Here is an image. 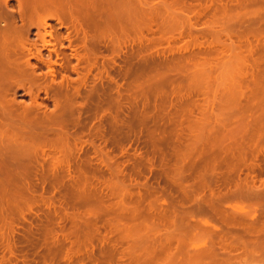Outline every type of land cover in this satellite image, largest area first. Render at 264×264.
Masks as SVG:
<instances>
[{"label": "bare ground", "instance_id": "bare-ground-1", "mask_svg": "<svg viewBox=\"0 0 264 264\" xmlns=\"http://www.w3.org/2000/svg\"><path fill=\"white\" fill-rule=\"evenodd\" d=\"M10 1L11 0H0V249H2V251L6 250L9 253V257L8 256L0 257V264H17L16 261H18L19 258H17L16 255L18 256L19 254L15 255L14 251H16L15 249L19 247L18 245L23 246L21 250L20 248L17 249V251L19 250L18 253L20 251L21 252L23 251L21 253L22 255L21 256L19 255L20 256L19 262H21L22 264H42V263L44 264L45 262L47 263L50 262V264H52L51 259L50 261H47L49 259L48 257L44 256L45 253H43L42 257L39 255L41 259L38 258L37 260H35L36 259L35 257L32 259V257L35 256L34 255L35 253H33L32 255V253L27 250V248L32 249L35 247V249H37L39 248L38 246L41 247L42 245L50 244L49 240L51 239L48 240L46 234L43 236H37L40 234L41 231L42 232L40 235H42V233H45V232L47 233V231L49 232V229L51 230V228L47 229V227H49L48 226L49 220L48 221L46 220V222H48L47 224H44L46 222L43 220L44 223H42L43 225L42 227L40 226V229L38 227V224L34 222H30V221L27 222L28 225L25 224L24 229L21 228L23 230L22 232L23 235L21 239L15 240L14 234L17 231L19 224H21V222H19V224L17 225L16 223L17 217L15 218V216L25 215V216H21L22 219H24L27 216L26 214H28V212H29V216L27 217L28 219L31 214H33L34 217L38 216V215H35L36 214L35 212L37 211L38 208L34 210V206L36 204L38 205L39 203L37 202L39 201H41L40 203L42 204H44L47 201L46 203L49 204L48 200L51 199V198L49 199V196H51L50 195L51 193L50 194L48 193L51 192L52 189L54 191V185L56 183L55 181L57 180V176H60L61 174L63 175V173L65 174L64 178L69 177L70 181L71 180L73 181L70 184L74 183L75 188H78L77 193L79 194V196L80 194H83V191L80 189L82 191L81 192L79 188H83V190H86L84 189L85 186L84 187H81V186H83L86 183V180L89 178L86 174L87 170L85 168V166L88 164H84V163H87V161L85 159H84L85 161L81 159V162L83 161L84 163L83 162L81 163L79 160L77 161L79 163L73 164V162H71L72 160H71L70 155H72V153L74 154L75 150L71 149V146L69 148V144L71 142V144L73 143V145L78 146L77 144L80 143V142L78 143V141L79 140L81 141L82 139V138L80 139V134L77 136L78 132L84 135L83 134L84 131L83 132L79 131L81 129L80 127L81 124L77 125L80 128V129L78 128L79 130H77L76 129L77 127L75 126V124L80 123L77 121L81 120V119L78 120L81 116V115H78L79 117L77 116V114L80 112V111L78 112L79 110L78 108L82 107L83 109V106L86 105V104L83 105L81 101L80 102L76 101V99L78 100V97L80 96V89L81 88L85 89L88 95H93V94L96 95L97 93H99L100 95V92L102 91L106 92V90L108 89L110 90L114 88L113 86L109 87L108 85L107 87L100 85L101 86L100 87L98 85H95V83L92 86H90V88L89 87L86 88L87 87L86 80H85L86 76L90 73V68L93 65L92 63L96 62L95 61L97 59L96 49L98 48V46H101L103 41H107L106 43L104 42L103 45L106 44L104 48H106V51L110 53V57H108V59L113 58V56L118 57L120 54H122L123 56L121 57L120 55V58H123L122 63L124 64H122L123 66L120 69L121 72H119V74H120V77L126 81L125 82L126 86H124L125 87L124 91H127V93L130 91L129 93L132 94L133 91H137L140 87L138 91L141 90L144 92L152 93L151 98L153 97L154 93H157V94L159 93L160 96H162L161 93L178 95L179 93L181 94L182 91L184 92V94L185 93L187 94V98H188V95L192 93H196V95L197 93L204 95L205 98H203L204 100H202L201 102L202 105L199 103L200 107H198V109L196 107L198 105L197 104L198 101L196 103V101L194 100L195 105H193L195 106L194 108L198 110V113L200 114L202 113L201 116L197 113L201 118L198 117L197 119V115H195V117L192 115L194 119L191 117L192 120L188 121L189 124L192 122V124H190L189 126V124L185 123L186 121L184 123L187 125L182 123L184 121L183 120L184 117H182L183 114L182 116H179L178 114L179 117H176L174 119L175 120L174 122L170 121V123L172 124V125L169 124L171 125L169 126L170 128L168 127V124L166 125L168 127L167 130L170 129L169 132L172 133V134L171 133L169 134H171L172 137L175 136L176 134V138L179 139V141H181V139L182 141H184L183 139L186 137L187 142L188 140L192 142L191 145L195 144L196 143L195 141H197L196 144L201 143L200 145H202L203 141L205 142L202 145V147H204L202 149L203 151L199 149L200 153L202 154L200 155L198 153L197 155L200 157L198 159L200 161L197 162V160L196 161L194 160L195 162L193 161L194 163L192 162V164L198 167L197 170H199V166L203 168L206 166L210 174L208 175L209 176L208 177L205 172V171L208 172V170H206V167L204 168L205 169L204 174L203 172L201 173V171L198 172L197 170L195 171L196 172L195 175H194L195 172H193V174L191 173L192 175L195 176V177L193 176L192 178L196 179L197 177L198 180L196 179L195 181L196 185H193L194 181L193 182L191 181L193 183L192 184L193 186L192 185L188 186V187L192 186V189L194 188L193 190L191 188H189L191 190H188L185 188H181V191L179 190L180 195H181L179 196L182 197V199L181 198L179 199L181 200L179 199L175 200L173 197V199L175 200L173 201V199L170 197L169 201H167L166 198L171 195L168 196L165 193L166 191H164V189L161 188L162 189L161 190V189H158L157 187L156 188L158 190L154 187V188H151V191H150L148 183H147L148 184L147 186L149 190L147 191L144 190L145 192L140 193L138 189L136 193L137 195L135 196L133 194L135 193V191H133V193L126 192V190L131 191L129 187L132 185L133 178L130 177V179H132V182H130V179H128L129 183L131 184H126L128 182V180L127 182H125L127 179V176H125V174H127V172L124 173L122 171L123 167H121V164L123 163V161L121 164L119 163L120 165L116 161V163L120 167L119 168L116 166L117 164L115 163L113 166L110 160H108L109 157L106 158L107 160L103 158V156L99 157L100 155L104 153L100 154L97 157V158H100L99 164L103 165L106 170L108 169V171L110 170L111 167L113 168L116 166L115 168L116 172L112 168H111V171L112 172L114 171V173H110L111 171H109V173L111 174L112 180L115 179L114 182L109 179L104 180L105 179L103 178L104 176L103 177L101 176L104 181L98 180L100 181V184H101V186L99 187H102L103 185L104 186L107 185L105 186V189L107 187L108 189L113 188L114 191L113 189L110 191H112L111 194L113 193L115 194V196L118 195L116 196V198L117 197L122 198L130 194H133L134 197H136V200L134 199L135 205L131 204L132 208H129L130 207L129 203H126L123 205V203L125 202L124 201L125 198L124 199L122 198L123 200L115 198L116 201L117 200L118 201L121 200L122 202L124 201L123 203L119 201L120 206L121 205L129 206V207L126 206L125 208L118 207V209L121 208L123 210V208L126 209L128 207V210L126 209L129 213V214L127 213L128 216H130L131 220L132 219L138 220L135 223H137L138 227L140 226L142 227V229H144V231H142V229L140 231L139 230L140 228L137 227L138 229L137 228L136 229L138 230V232L146 233L147 229L149 230L151 229L150 231L151 235L149 232H147L146 235L143 233L144 235L142 234V236L139 234L140 236L138 238L136 237L135 240L132 239L133 241L130 242L131 241L130 239L132 237L131 236L130 238L125 240L126 243H124L123 242L124 239H122V237L124 238V236H122L123 234H121L120 235L121 238L118 236L120 240L122 239L121 241L117 243L116 242L114 243L113 241L112 242L114 243V245L117 246L116 248H119L121 245H124V244L126 247L122 246L123 248L125 247L122 251H119V249L115 250L114 248V250L116 251L115 253L112 252L111 254L110 252L109 254L107 253L105 255L102 252L103 249H101L100 251V248L103 245L107 246L106 244L101 245L102 242L107 243V241L105 242L102 239V242L99 243L101 247L99 248V250H97L99 253H97L96 250L95 251L97 254L96 253L89 254L88 252L87 257H85L86 255L83 257L79 256L80 258H78V261H76V263L75 261L74 263H71V262H68V263L69 264H235L236 263L235 260H239V258H250V257L252 258L256 256V259H257L258 254H260L259 256L264 261V178L258 177L260 173L262 174L263 172L264 174V162L263 163L261 162L263 165H260V163L258 162L261 156H263V158L261 157L262 161L264 159V12L262 13V11L260 10L262 14L261 13L256 14V12L253 11L252 12L253 14L255 12L254 14L255 17L253 16V18L250 14L251 12H249L248 15L250 16L248 20H250V22H248L247 14H246L247 16L246 17L245 13H242L240 11L242 7L246 8V5H248L247 7H249V4L251 2H254V4L256 3L258 6L260 5L262 7L264 6V0H249L250 2L248 0H243V1L242 0H231V1L227 0V2L226 1L224 2L223 0H12L15 3V8H12ZM246 2H249V3L246 4ZM261 3H263V5ZM256 4L255 6L257 7ZM252 6L254 5L252 4ZM238 7H240V9H238ZM221 10L222 11L224 10V12L226 11V13L228 11L235 12L236 10L237 14L235 13L236 15H233L234 12H231L232 14L227 13L226 20L227 19L228 20L226 23L229 22V24L227 25L225 23L223 24L221 23L219 24L220 27L219 25L217 27L218 22L221 21L220 18L224 17L226 14V13L224 14V12H222ZM220 12L223 13L224 16L222 14L220 15L221 16L220 17L219 16ZM191 13L193 15H191ZM241 13L243 16H240ZM224 19L225 18H223V21L225 22ZM197 22L198 23L201 22L200 25H203V27L199 29L197 28L198 32L196 33L195 32L196 30H195L194 31L195 33H194L193 29L196 28ZM246 22L248 23V25L247 24L245 25ZM55 24L61 27L63 25L65 26L67 25L74 30L75 34L81 33L82 35V38H80V40H81L83 49L84 48L85 49H84V53L82 52L83 54L81 56L79 55L80 57L76 56L77 57L76 60L78 59L80 60L82 58L84 62L86 61L85 63L90 65V68L87 69L88 71H87V75L85 74V77L83 75V77L77 80V84L75 81V84L77 86L76 85L72 86L71 81L66 80L67 78L64 80L62 79L61 81H57L58 83L56 85L52 81H50V83L40 82L39 77H38L39 75H37L38 73L36 74L35 72L36 70L35 68L37 64L33 66L32 64H30V58L28 57L30 55L33 56L32 58H35L34 60H36V62L38 61L39 63L41 62L42 64L45 63V61L41 58V50L36 47L37 46L36 42H31L29 38L30 36L29 34L31 32V29L33 28L36 29L37 31L36 37H37V40L38 39L40 40V43L42 44L41 47L43 46L49 52V56L51 52L55 55V58L59 57L58 56L59 51L56 49V44L60 43V41L64 37L59 36L57 33L53 32V30H50L48 35L46 33V30L48 28H51V26H53L54 28ZM130 30L134 32L135 34L137 33L135 35L137 36L136 40L133 39L134 40L133 41L131 38H129L133 41L132 45L135 44V47L130 46V43L128 46L126 45L127 43L125 39H127L126 37L127 36L129 37L130 34L132 33ZM147 35H150V38H147ZM46 37H49V40H53V43L52 42L49 43L48 41L49 45L48 43H46L47 45H45ZM131 37H134V36L131 35ZM66 38L65 40H67ZM183 38H187V39L186 40L184 39L185 40L184 41ZM178 39L182 40L183 45L180 44L177 46V43L179 42ZM124 43L130 49L125 50L126 46L124 47ZM163 43H165V47L161 49ZM32 48L35 50L34 51L35 55L31 53ZM123 48L125 51H123ZM107 56H109V54H107ZM49 60H46V61H49ZM110 61L112 62V60ZM66 64L68 63H65V65ZM45 66L47 69H49L50 66H52V68L47 70L48 75L53 77L55 74H57L56 72L58 71H56L55 69V66H56L55 62L51 63L50 61L48 62L47 65L45 63ZM225 67L227 71H224ZM60 68L62 69V64L60 65ZM105 68L106 67H104L103 69H101V71H99V75L102 76L103 74L106 77H109L108 76L109 70L107 71V69ZM220 68L224 70H221ZM62 71L64 70L62 69ZM213 71L215 73L217 71L218 74L219 72L222 71L221 73L222 75L219 74V76L221 77H219L216 74L218 76L217 77ZM223 71L225 73L228 72V75L226 73L227 76H225V73L223 74ZM109 80L113 82L112 78H109ZM114 82L116 83V81ZM142 83L145 84L143 85L144 88H142L143 86L140 85ZM119 85L120 84L117 85L118 86L116 87L117 89H113V90H117L118 93L120 92ZM135 85L138 87V88L136 87L137 89L135 88ZM16 89H21L26 93L27 96L29 95V98H30V101H28L29 103H25V101L19 102L18 100H16V96H17ZM121 92L123 93V91ZM40 94H44L45 98L49 97L51 99L52 108H53L52 110L51 109H49V111L46 110V105H43L42 103L39 102ZM109 94H110V91L108 95ZM88 95H87V98L89 100L91 96L89 98ZM159 95L155 94L154 96H159ZM166 96H169V95H166ZM98 97L99 96H97V98L94 97V100L95 98L97 100ZM194 97L196 96L194 95ZM226 97H228V100ZM164 98L162 97V99ZM169 98L171 97H168V99ZM225 98L226 100H224ZM85 100L86 98L83 99L82 102H84ZM97 101L98 103L100 102V97ZM144 101L146 102V100ZM187 102L188 100L185 101V103ZM133 103H131V105ZM87 104H90V103H87ZM191 104H188V106ZM172 107H169V108H172ZM177 107L179 108V106ZM94 108L95 110H98L97 107H94ZM181 108H182V105H181ZM87 109L84 108V111L86 112ZM107 109L109 108L106 107V110ZM142 109L145 111L144 107ZM190 109L191 108L189 106V111ZM181 112L187 115L186 113L187 111L184 112L182 110ZM192 112H194V110ZM72 113L73 114L77 113L76 117L74 115H72V117H75V119L78 117V119H76L77 123L75 122L73 124V126L76 127L75 129L78 132L75 131V129H73L74 127L72 128L70 127V125L72 124L69 121L70 120L69 117L71 116ZM133 115L134 114H132V117ZM176 116H177V112H176ZM155 117L156 116H154V120H156L157 122L158 119H155ZM165 118L167 120L166 116ZM125 123L127 124V121ZM151 124H153V122H151ZM181 124L187 126L188 131L184 130ZM127 125H126L127 128L123 126L127 129V133L124 132V130H122L124 135L128 134L127 135L128 137H131L135 133L138 135L137 133L138 131L134 133V131H136L135 127H133L134 128L133 130V128L131 127L132 125L130 124H127ZM83 126L84 125H82V127ZM119 126L121 127V125ZM161 126L163 127V125ZM161 126L159 125L160 130L158 129V127H156L157 131L159 130L158 133H162V130L167 128V127L166 128L163 127L162 129ZM193 127L195 128L192 129ZM115 128L117 130V128L119 127H115ZM197 128L199 129L198 131H196ZM82 129L84 130V127ZM167 130H164L163 133H165ZM193 130L195 132H193ZM204 130L207 134V136L205 135L207 139L204 138V135H203ZM97 131H96V134H97ZM119 131H121V129ZM148 131L150 130L148 129ZM176 131H179V132L177 133ZM184 131H186L188 134L186 132L183 133ZM86 132L87 131H85V133ZM119 133L117 135H119ZM158 133L156 132L155 134H158ZM124 135L122 134V137H124ZM200 135L203 136L202 139H206V140H200L199 142V138L201 139ZM149 136L151 137V134ZM153 136L155 135L153 134ZM157 136H161V134ZM144 139H147V138H144ZM168 139H171V137H169ZM157 140H159V138ZM167 141L169 140L166 139V142ZM159 142H161V140H159ZM159 142L157 143L158 145H159ZM118 143H121V142H118ZM158 145L157 147H159ZM184 145L186 146V144ZM187 146H190V145L187 144ZM64 147L69 148V149L65 148V150L66 149L69 151L73 150L74 152L72 151V153L71 152L67 153L64 151L63 149ZM120 147L123 148V146H119V148ZM190 147L189 148L187 147L189 149L187 151H190ZM78 149L80 148H77V151ZM180 149H183V148H180ZM99 150L101 151L100 148ZM105 150L107 151V149ZM153 150L155 151V149ZM177 150H179V147L177 148ZM106 151L104 152L106 153ZM192 151H194V149H192ZM179 153L177 154L178 157H179ZM183 153H182V158L185 156V154L183 156ZM189 154H193V152L188 153V155ZM195 155L196 154H194V156ZM103 160H106V162ZM145 160L147 161L148 159H145ZM186 160H189V158H187ZM107 161L109 162L107 163ZM101 165L99 166L101 167ZM143 165L144 164H142V166ZM177 165H179V163ZM193 165H191L192 168H193ZM95 166H92V167L94 168ZM138 166H141V165H138ZM181 168L183 169L182 166ZM256 168H258L259 171L261 172L256 170ZM243 169H246V173L249 172L245 174L244 177L243 175L245 172L243 173ZM183 170H182V174L184 173ZM121 171H122V175L123 174L124 175L123 177H121L120 175L119 177L121 178H119L118 175L121 173ZM255 171H257L256 174H258L259 172V174L257 175L258 178L256 177L254 173ZM60 172H63V173L60 174ZM240 173L242 176H240ZM157 175H158V172H157ZM183 175H182V179L184 177ZM128 176H130V174H128ZM62 177L60 176L61 179ZM124 177H126V179L123 180ZM157 177L159 176H156V178ZM186 177H184V181ZM90 178L87 181L88 185L90 184V181H92L90 180ZM188 179H190V177ZM58 180H60L59 177H58ZM108 180L112 182L109 183ZM124 182L126 185H128V189L123 188V187H126L124 185ZM160 182H161V179L159 181V184ZM182 182L183 180L180 183ZM156 183H157V180H156ZM140 186L141 185L139 184V187ZM143 187L144 185L142 186V188ZM151 187L153 186L151 185ZM180 187L182 186L180 185ZM164 188L167 189L166 187ZM205 188H206V191L204 192L205 194L204 193L201 194L202 192L201 190L203 189L204 191ZM97 190L100 191V188H98ZM196 190L200 193L199 195L197 194ZM102 191L103 189L101 190V192ZM192 191H195V192H192ZM124 192L127 195L120 197L119 194L125 195ZM45 193L47 194L46 196H44ZM73 193L76 194V189ZM195 193L197 195H195ZM101 196L103 195L101 194ZM158 198H161L162 200L166 199V201H163L166 207L162 206L163 204L158 202ZM190 199L192 201H195L197 206H195V209H192V208L190 209V207L189 208L186 207L189 210L188 209L185 210L183 208L184 205H182L184 204V202L181 203V201L182 200L188 201ZM228 201L230 203L231 201H233L235 204L233 206L225 205V203ZM51 205L52 204H50V206ZM48 207L49 205L47 207L45 206L46 209ZM50 208H53V207L51 206ZM121 209L119 211H122ZM126 210H123L121 212V215L123 214V212L125 215ZM26 211L27 213L24 214V212ZM119 211L116 212L118 213L116 215L118 218L122 217L119 214ZM169 212H173L175 214L178 213L180 216V219H179L180 222H181V218L187 221V222L185 221L186 223L182 221L181 225L179 224L180 222L175 221V226L179 224L176 228L178 232H176L174 229L173 230L175 232L174 231L172 232V230H169L168 226L166 225V223L169 222L168 220L166 222V218L171 217V214L168 215ZM54 214H57V213H54ZM194 214H197V216L198 215L203 216V218L206 217V219L200 220L197 218L196 219L198 221L197 222L195 220L196 215ZM75 220H74V223H75ZM179 220L177 219V221ZM24 221L25 219L23 220V222ZM78 221L79 220H77L76 222ZM40 222L38 221V223ZM147 222L149 223L150 227L148 226ZM114 223H117V222H114ZM118 223L120 222L118 221ZM162 223L166 225L167 226L166 229H168L171 232H169L168 230L167 232L165 230V226ZM35 224L37 227L35 226ZM144 224L145 226L147 224V228L144 227ZM162 225L164 227V230L162 228ZM117 226L120 227L122 225L119 224V225H116V227ZM133 226L135 227L136 225L132 224L131 227ZM160 226L163 231L158 230L160 229L159 228ZM126 228L125 226L124 228L121 227L122 230L123 229L126 230ZM116 230L114 228V231L113 230L112 231L115 232ZM196 230L197 231L200 230L201 233L199 232L197 233V235L195 233L196 236H194V234L192 233L196 232ZM38 231H40L39 234H37ZM155 231H158L157 232L158 235H160V233L162 234L164 231L166 232H164V234L159 237ZM159 231H162V232H159ZM126 234L128 235L127 232ZM73 237H74V240L70 238V242L71 244H74L78 247V248L75 247V252H76L79 249V247H81L80 245H82L83 247L82 243L85 244L87 240L85 242H82L83 239L81 238V236L78 239L79 235H77V238H76L75 234ZM63 239L64 240L67 239L65 243L69 240L68 238H63ZM62 240L61 242L60 240H58L60 242V243L57 242L59 243L57 244L58 247L60 246L61 248H63L62 246L65 243L62 244L63 242ZM193 240L196 241V243L200 241L201 244L204 245L205 247H200L197 249L193 247L192 249H194L195 252L192 254V252L190 253L191 250L189 247L192 246ZM70 242L67 244H70ZM109 242L111 243V241ZM109 242H108V245L110 244ZM121 242L124 244H121ZM60 244H62V246ZM67 244H65L64 246L65 247L68 246ZM74 245H71V246L74 247ZM114 245H112V247ZM43 247L44 246H42V248ZM46 247L43 249H46ZM69 248H70V245H69ZM201 248H204L205 251H203V249L199 251V249ZM23 249L27 250L28 252L24 251ZM48 249L50 248L48 247ZM105 249H104V253H106ZM82 250L83 249H81V251ZM40 251H42V249ZM70 251L71 250H69V252ZM81 251L78 250L77 252L81 253ZM84 251H86V249H84ZM236 251L238 252L240 251V252L237 254ZM218 252L220 253L224 252L225 254L224 253L220 254ZM24 253H30V254L25 255ZM70 253L73 254L74 251ZM74 255H71V256H74ZM12 258L15 259L14 260L15 262L13 261ZM71 258L75 259V257H71ZM83 258H86V259H83ZM57 259L55 260L58 261ZM68 259L70 261L72 260L70 258ZM84 260H86L87 262H84ZM120 260L122 261L119 262ZM60 263H57V264H60Z\"/></svg>", "mask_w": 264, "mask_h": 264}, {"label": "rangeland", "instance_id": "rangeland-1", "mask_svg": "<svg viewBox=\"0 0 264 264\" xmlns=\"http://www.w3.org/2000/svg\"><path fill=\"white\" fill-rule=\"evenodd\" d=\"M224 2L226 1L227 2V0H223ZM229 1V0H228ZM231 1V0H230ZM243 1V0H242ZM249 1V0H248ZM250 2V1H249ZM249 2H246V4L247 3H249ZM254 5V6H252V4ZM250 4H249V7H247L248 5H246V8L244 7H242L241 8V12L242 13H245V16H246V14H247V20L249 19V16L250 15H248V13L249 12H251L250 14H251V16H252V18H253V16H254V14H255V12H256V14L258 13H261V11H262V13L264 12V6H258L256 3V5H257V7L255 6V4H254V2H251ZM259 3V2H258ZM10 4H11V6H12V8H15V3H14V1H10ZM245 4V3H244ZM260 4V3H259ZM262 5H263V3H261ZM242 6H244V5H242ZM252 8H251V7ZM256 7V8H255ZM260 9H259V8ZM238 9H240V7H238ZM243 9V10H242ZM260 12H259V11ZM222 11V10H221ZM239 11V12H240ZM253 11H255L254 12V14L252 13ZM258 11V12H257ZM218 12V11H217ZM222 12H224V10L222 11ZM231 12H234V11H228L227 13H231ZM238 12V11H237ZM219 13V12H218ZM217 13V14H218ZM226 13V11L224 12V14ZM227 13L225 14V16H224V14L223 13H221L220 12V14H219V16L220 15H222L223 14V16L224 17H219L217 14V16L220 18V20L221 21H219L218 22V24H217V27H218V25L219 24H223V23H225V24H229V22L228 23H226L227 22V20H226V16H227ZM236 13V10H235V12L233 13V15H236L235 14ZM242 13L240 14V16H243L242 15ZM261 13V14H262ZM232 14V13H231ZM191 15H193L192 13H191ZM239 15V14H238ZM255 17V16H254ZM194 18V17H193ZM223 18H225L224 20H225V22L223 21ZM245 20H246V18H245ZM244 20V21H245ZM248 22H250V20H248ZM199 24V25H198ZM201 24V22H197V25H196V28L195 29H193V32L195 31L196 33L198 32V29L199 28H202L203 27V25H200ZM248 25V23L246 22L245 23V25ZM57 24H55V26H54V28H53V26H51V28H48L47 30H46V33H47V35L49 34V31L50 30H53V32H55V33H57L59 36H63L64 38L60 41V43H57L56 44V49L59 51L58 52V56L59 57H62L59 61L57 60L56 62H61V61H63V64H62V67L65 65V63H68V64H66L65 66H66V71H62V69L61 68H59L57 65L55 66V69H56V71H58L57 69H59V73L60 74H64V75H60V74H58V72H56L57 74H55L53 77L52 76H50V75H48V71L47 70H49L50 68H52V66H50V68L49 69H47L46 68V66H45V63H46V65L48 64V62H50V61H52V59H54L55 58V55L53 54V53H51L50 52V56H49V52L43 47H41V43H40V40L38 39L37 40V37H36V35H37V31H36V29H31V32H30V36H29V38H30V40H31V42H36V47L38 48V49H40L41 50V58L45 61V63L44 64H42L41 62V64L37 61L36 62V60H34L35 58H32L33 56H28L29 58H30V64H32V66L33 65H35V64H37V66H36V70H35V72H36V74L37 75H39L38 77H39V80H40V82H43V83H50V81H52V82H54V84L56 85L58 82L57 81H61L62 79L64 80V79H66V80H69V81H71V83H72V86H74V85H76L77 84V80H79L81 77H83V75H84V77H85V74L87 75V69L88 68H90V65H88L87 63H85L84 62V60H82V58L79 60H76L77 59V57L80 55H82L83 53H84V49H83V46H81V47H79L78 45L80 44L81 45V40H80V38H82V35H81V33H79V34H75V32H74V30L72 29V28H70L69 26H65V25H63L62 27L61 26H59V25H57ZM226 26V25H225ZM219 27H220V25H219ZM221 27H222V25H221ZM223 27H224V25H223ZM198 28V29H197ZM55 30V31H54ZM42 31V30H41ZM131 31V30H130ZM129 31V32H130ZM132 32V31H131ZM130 32V33H131ZM194 32V33H195ZM129 33V34H130ZM137 34V33H136ZM134 32H132L131 34H130V36L128 37H126L127 39H125V41H126V45L128 46L129 45V43H130V46H134L135 47V44H133L132 45V43H133V41L134 40H136V38H137V36H135L136 35ZM131 35L132 36H134V37H131ZM67 37V38H66ZM65 38L67 39V40H65ZM129 38H131V39H129ZM147 38H150V35H147ZM182 39V38H181ZM186 40L187 38H183V40ZM69 40V41H68ZM132 42H131V41ZM184 40V41H185ZM48 41H49V43L50 42H52L53 43V40H49V37H46L45 38V45H47L46 43H48ZM124 41V42H125ZM127 41H129V42H127ZM177 41V40H176ZM178 43H177V46L178 45H183L182 43V40H179L178 39ZM106 43L107 41H103L102 42V44H101V46H98V50L96 49V57H97V59L95 60L96 62H94V63H92L93 65L91 66V68H90V73L86 76V88H90V86H92L94 83H95V85H98V86H100V85H103V86H106L107 87V85L109 86V87H111V86H113L114 88L113 89H117L116 87H118L117 85L118 84H120L119 86H120V92L118 93L117 92V90H113V89H108V90H106V92L104 91H102V92H100V95H99V93H97L96 95L97 96H99L100 97V102L98 103V99H99V97H98V99L96 100V98H97V96L95 95V94H93V95H88L87 94V91L85 90V89H83V88H81L80 89V96L78 97V100L76 99V101H81V103H83V105L84 104H86V105H84L83 106V109H82V107H80V108H78L79 110H78V114H77V116L78 115H81L80 116V118L78 119V117L76 118V119H78V120H80V121H77V122H80V123H78V124H75V126L77 127H75V126H73V124L76 122V119H75V117H76V114L74 113H72L71 114V116L69 117L70 118V122H71V124L72 125H70V127L72 128V127H74L73 129H77V130H79L80 128H79V126H77V125H80L81 124V129L79 130L80 132H83V134L84 135H82V133H79L76 129H75V131H77L78 132V134H77V136L80 134V139H81V141L79 140H77L78 141V143L79 144H77L78 146H75V145H73V143L71 144V142H70V144H69V148H70V146H71V149H73V150H75V152H74V154L72 153V151H69V150H67V149H69V148H67V147H64L63 149H64V151L65 152H67V153H72V155H70V154H68V155H70V157H71V162H73V164H75V163H79V162H77V161H79L80 160V162H81V159L83 160V161H87V163H84L83 161V163L84 164H88V165H86L87 167H88V169H87V167L85 166V168H86V170H87V172H86V174H87V176L90 178H93V179H91L90 178V180H92V181H90V186L87 184L88 182V179L86 180V183L83 185V186H81V187H84L85 186V188L84 189H86V190H83V188H79V190L81 189L82 191H83V194H80V196H79V194L77 193L78 191V188H75V185H74V183H72V184H70L71 182H73L72 180L70 181V179H69V177L68 178H64L65 176V174L63 173V172H60V174L61 173H63V175L61 174H58V175H60L61 177H62V179L60 178V176H57V180L55 181L56 183H55V185H54V191H53V189H52V191L51 192H49L48 194H50L51 196H49V199L50 200H48V202H49V204L48 203H44V204H42V203H40L41 201H39V202H37V203H39L38 205L36 204L35 206H34V210H36L37 208V211L35 212L36 214L35 215H38V216H35L34 217V215L33 214H31L30 215V217H29V219L27 218L28 216H29V212H28V214H26L27 213V211L26 212H24V214H26L27 216L24 218L25 219V221L23 222V220L24 219H22V217L21 216H25V215H21V216H15V218H16V223H17V225L19 224V222H21V224H19V226H18V228H17V231L15 232V234H14V238H15V240H20L21 239V237H22V235H23V230L22 229H24V225L25 224H27L28 225V223L27 222H34V223H36V224H38V227H39V229H40V226L42 227V223H44V221L46 222V220L48 221L49 220V223L48 222H46V223H44V224H47L48 223V226L49 227H47V229H49V228H51V230L49 229V232L47 231V233L45 232V233H42V235H40L41 234V232L40 231H38V233L37 234H39V232H40V234L39 235H37V236H43V235H45L46 234V236H47V238H48V240L49 239H51V240H49V243L50 244H48V245H42V246H44L43 248H45L46 246H48L50 249H48V247H46V249H43L42 248V246L40 247V246H38L39 248H37V246H36V248L37 249H35V247L34 248H32V249H28L27 248V250L28 251H30L31 253H32V255H33V253H35L34 255L35 256H33L32 257V259L35 257L36 259L35 260H37L38 258H40V256L42 257L43 256V253H45L46 254V252H47V254L45 255L44 254V256L45 257H48V259L49 260H47V261H50V259H51V263L52 264H54L55 263V259H57L58 261H60V262H58V261H56V263L55 264H57V263H60V264H69L68 262H71V263H74V261H75V263H76V261H78V258H80L81 256L83 257V256H85V257H87L88 256V252H89V254H93V253H96V251L97 250H99V248L101 247V245H103V244H106L107 246H105V245H103L101 248H100V251H101V249H103V254L105 255V254H109L110 252H111V254H112V252H116L115 250L117 249H119V251H122L126 246H125V244L124 243H126L125 242V240H127L128 238H130L131 236V241L130 242H132L133 240L132 239H134L135 240V238L137 237H139L140 235L142 236V234L144 233V232H138V228H140L139 230L141 231V229H142V227H138V225H137V223H135V222H137L138 220H134V219H132L131 220V218H130V216H128V207L129 208H132V206H131V204L132 205H135L134 204V199L136 200V197H134V195L136 196L137 194V191H138V189H139V192L141 193H143V192H145L144 190H149V188H150V191H151V188H158V189H164V191H166L165 193L169 196V195H171V196H169V197H167L166 199H167V201H169V198L171 197L172 199H173V197H174V199L175 200H177V199H179V198H181L182 199V197H180L181 195H180V192H179V190L181 191V188H185V189H188V190H191L192 189V186L193 185H196V179L198 180V178L196 177V179L194 178H192L195 174H196V170H197V168L198 167H196V166H194L193 164H192V162L195 160H197V162H199L200 160H198L200 157L199 156H197L198 155V153L201 155L202 153H200V150H202L204 147H202V145H203V143H205L204 141H203V143H202V145H200V144H196L197 143V141H195L194 143L195 144H192L191 145V143L192 142H190V140H188V142H187V138L185 139H183L184 141H182V139H181V141H179V139H177L176 138V134H175V136H173L172 137V133L171 132H169V130H167L168 129V127L169 126H171L172 124L170 123V121H175L174 119L176 118V117H179V116H182V114H183V116L182 117H184L183 118V124H185V123H187V124H189V122L188 121H190V120H192V115L195 117V115H197V119H198V117H200L201 116V114L200 113H198V107H200L199 105L201 104V102H202V100H204L203 98H205L204 97V95L203 94H198L197 93V95H196V93H192V94H189L190 95V97H189V95H188V98H187V94L185 95L184 94V92L182 91V93L185 95H183L182 93L180 94H176V95H172V94H165V93H161V95L162 96H160L159 95V93L157 94V93H154L153 94V97L151 98V95H152V93H149V92H144V91H138L139 89H140V87H139V89L137 90V91H133V93H134V95H133V93L131 94V93H127V91H124L125 90V87L124 86H126V81L123 79V78H121L120 77V74H119V72H121V68H122V64H124V63H122L123 62V58H120V55H121V57H123L122 56V54H120L118 57H114L113 56V58L115 59H113V58H109L110 60H112V62L108 59V57H110V53L109 52H107L106 51V48H104V46L106 45V44H104L103 45V43ZM49 43H48V45H49ZM175 44H176V42H175ZM61 45V46H60ZM125 45V43H124V47L126 46ZM162 45V44H161ZM64 46H67V48H64ZM125 47V50L126 49H130V48H128V47ZM129 46V47H130ZM61 47V48H60ZM161 47V46H160ZM165 47V43H163V45H162V47H161V49L162 48H164ZM102 50H101V49ZM160 49V48H159ZM124 50V48H123V51H125ZM35 50L32 48L31 49V53H33L34 55H35V52H34ZM98 51V52H97ZM83 52V53H82ZM69 53H70V55H69ZM32 54V55H33ZM104 54H106V55H104ZM107 54H109V56H107ZM47 55V56H46ZM64 55V56H63ZM77 56V57H76ZM79 56V57H80ZM107 56V57H106ZM48 57V58H47ZM105 57V58H104ZM107 58V59H106ZM50 59V60H49ZM104 59V60H103ZM46 60H49V61H46ZM69 60V61H68ZM106 60V61H105ZM113 61H115V62H113ZM55 62V63H56ZM51 63H53V62H51ZM109 64V65H108ZM68 66V67H67ZM104 67H106L105 69H107V71H108V76L109 77H106L105 75H103L102 74V76H100L99 75V71H101V69H103ZM221 67V66H220ZM224 68V67H223ZM221 69V68H220ZM219 69V70H220ZM73 70V71H72ZM119 70V71H118ZM216 70V69H215ZM218 70V71H219ZM221 70H224V69H221ZM78 71H81V74L78 72ZM224 71H227V69H226V67H225V70ZM223 71V74L225 73ZM228 71H229V69H228ZM118 72V73H117ZM214 72V71H213ZM215 73V72H214ZM222 73V71L221 72H219V74H221ZM227 73V75H228V72H226ZM226 73H225V76H227L226 75ZM218 75L219 76V74L217 73V71H216V73H215V75ZM214 75V76H215ZM216 75V76H217ZM222 75V74H221ZM217 76V77H218ZM64 77V78H63ZM216 77V78H217ZM219 77H221V76H219ZM41 78V79H40ZM99 78V79H98ZM101 78V79H100ZM109 78H112L113 79V82L112 81H110L109 80ZM56 82H55V81ZM124 80V81H123ZM75 81H76V84H75ZM114 81H116V83L114 82ZM104 83H106V84H104ZM115 83V84H114ZM137 85V84H136ZM135 85V88L137 87ZM141 86H143V85H145L144 83H142V84H140ZM139 85V86H140ZM77 86V85H76ZM122 86V87H121ZM101 87V86H100ZM103 88H105V87H103ZM121 88H122V90H121ZM138 88V87H137ZM136 88V89H137ZM142 88H144V86L142 87ZM136 89H134V90H136ZM82 90V91H81ZM109 91H110V94L108 95V93H109ZM114 91V92H113ZM121 91H123V93L121 92ZM84 92H86V93H84ZM117 92V93H116ZM132 92V91H131ZM140 92V93H139ZM137 93V94H136ZM139 93V94H138ZM144 93V94H143ZM146 93V94H145ZM149 93V94H148ZM84 94V95H83ZM88 95V97L90 98V96H91V98L90 99H92V100H90V102H89V100H88V98H87V95ZM103 94V95H102ZM123 95V97H122V95ZM131 94V95H130ZM142 94V95H141ZM159 95V96H154V95ZM16 100H18L19 102L20 101H25V103H29L28 101H30V98H29V95L27 96L26 95V93L23 91V90H21V89H16ZM86 95V96H85ZM150 95V96H149ZM166 95H169V96H166ZM172 95V96H171ZM182 95V96H181ZM194 95L196 96V97H194ZM81 96H82V98H81ZM83 96H84V98H83ZM141 96V97H140ZM149 96V97H148ZM199 96V97H198ZM93 97V98H92ZM94 97H96L95 98V100H94ZM133 97V98H132ZM143 97V98H142ZM155 97V98H154ZM160 97V98H159ZM162 97L164 98V97H166V98H164V99H162ZM168 97H171V98H169L168 99ZM201 97V98H200ZM207 97V96H206ZM219 97V96H218ZM42 98V99H41ZM49 97H44V94H40V103H42L43 105H46V110H48L49 111V109H53L52 108V102H51V99L49 100L48 99ZM86 98V100L84 101V102H82L83 101V99H85ZM110 98V99H109ZM119 98V99H118ZM121 98V99H120ZM125 98H126V100H125ZM137 98V99H136ZM141 98V99H140ZM149 98V99H148ZM159 98V99H158ZM174 98H175V100H174ZM192 98H194V99H192ZM197 98V99H196ZM220 98V97H219ZM227 98V100H228V97H226ZM226 98L224 99V100H226ZM157 99V100H156ZM187 101L188 100V102L187 103H185V101ZM218 99V98H217ZM118 100V101H117ZM123 100V101H122ZM137 102H136V101ZM144 100H146V102L144 101ZM189 100H191V101H189ZM196 101V103H197V101H198V105L196 106L197 107V109L196 108H194L195 106H193V105H195V101ZM201 100V101H200ZM219 100V99H218ZM223 100V99H222ZM95 101H97V102H95ZM121 101V102H120ZM128 101V102H127ZM151 101V102H150ZM156 101V102H155ZM165 101V102H164ZM168 101V102H167ZM176 101V102H175ZM86 102V103H85ZM94 102H95V104H94ZM102 102V103H101ZM134 102V103H133ZM153 102V103H152ZM182 102V103H181ZM189 102H193L192 104L191 103H189ZM80 103V104H81ZM87 103H90V104H87ZM131 103H133L132 105H131ZM145 103V104H144ZM149 103V104H148ZM151 103V104H150ZM155 103H156V105H155ZM173 103V104H172ZM179 103V104H178ZM200 103V104H199ZM99 104V105H98ZM122 104V105H121ZM142 104H143V106H142ZM162 104V105H161ZM167 104V105H166ZM177 104V105H176ZM188 104H191V105H189L190 106V111H189V106H188ZM93 105V106H92ZM181 105H182V108H181ZM184 105V106H183ZM202 105V104H201ZM105 106V107H104ZM149 106V107H148ZM152 106V107H151ZM160 106H162V107H160ZM173 106V107H172ZM177 106H179V108L177 107ZM187 107V109H186V107ZM192 106V107H191ZM89 107H90V109H89ZM92 107V108H91ZM94 107H97V109L98 110H95V108ZM106 107L107 108H109V109H107L106 110ZM144 107V109H145V111L142 109ZM146 107V108H145ZM148 107V108H147ZM153 107H154V109H153ZM169 107H172V108H169ZM183 107H185V108H183ZM84 108L85 109H87L86 110V112L84 111ZM118 108H119V110H118ZM140 108V109H139ZM160 108V109H159ZM178 108V109H177ZM194 108V109H193ZM83 111H81V110ZM126 109V110H125ZM158 109V110H157ZM185 109V110H184ZM129 110V111H128ZM152 110H153V112H152ZM184 111V112H186L187 113V115L186 114H184V113H182L181 111ZM194 110V112H192ZM48 111H46V112H48ZM102 111V112H101ZM110 111V112H109ZM118 111V112H117ZM144 111V112H143ZM150 111V112H149ZM99 112V113H98ZM131 112V113H130ZM139 114H138V113ZM176 112H177V116H176ZM179 112V113H178ZM181 112V113H180ZM188 112H189V114H188ZM193 114H192V113ZM200 112V111H199ZM82 113V114H81ZM128 113V114H127ZM143 113V114H142ZM154 113V114H153ZM156 113V114H155ZM171 114V115H169V114ZM190 113H191V115H190ZM200 115H198V114ZM115 114V115H114ZM132 114H134L133 115V117H132ZM147 114H148V116H147ZM178 114H179V116H178ZM72 115H74L75 117H72ZM111 115V116H110ZM126 115H128V116H126ZM131 115V116H130ZM152 115V116H151ZM159 116V117H155V119H158L157 120V122H156V120H154V116ZM185 115V116H184ZM189 115V116H188ZM124 116V117H123ZM130 116V117H129ZM151 118H150V117ZM165 116L167 117V120H166V118H165ZM190 117V118H188V117ZM71 117H72V119H71ZM112 117V118H111ZM127 117V118H126ZM153 117V118H152ZM168 117H169V119H168ZM181 117V118H182ZM192 117V118H191ZM95 118V119H94ZM165 118V119H164ZM186 118V119H185ZM201 118V117H200ZM75 119V120H74ZM113 119V120H112ZM161 119V120H160ZM173 119V120H172ZM194 119V118H193ZM73 122H72V121ZM92 120V121H91ZM118 120V121H117ZM153 120V121H152ZM109 121V122H108ZM113 121V122H112ZM127 121V124H130V125H132L131 127L133 128V127H135V130L136 131H134V133L135 132H137L138 133V135L136 134H133L132 136L131 135H129V136H131V137H128L127 135L128 134H125L126 135V137H125V135H124V133H123V131L122 130H124V132H126L127 133V124L125 123V122ZM134 121V122H133ZM139 121V122H138ZM145 121V122H144ZM149 121V122H148ZM186 121V122H185ZM76 122V123H77ZM84 122V123H83ZM115 122V123H114ZM130 122V123H129ZM151 122H153V124H151ZM167 122V123H166ZM185 122V123H184ZM117 123V124H116ZM134 123V124H133ZM160 123V124H159ZM124 124H126V125H124ZM157 124H159L160 126L161 125H163V127H167V125L166 124H168V127L166 128V129H163V127H162V133H158L159 132V130H160V127H159V125H157ZM169 124H171V125H169ZM187 124H185V125H187ZM190 124H192V122L190 123ZM190 124H189V126H190ZM82 125H84L83 127H84V130L82 129L83 127H82ZM119 125H121V127H123V126H125V127H123V128H121ZM152 125V126H151ZM155 125H157V126H155ZM166 125V126H165ZM182 125V124H181ZM185 125H182L181 127L184 129V130H186V131H188L187 129V126H185ZM113 126H114V128H113ZM154 126V127H153ZM195 126V125H194ZM197 126V125H196ZM92 127V128H91ZM113 128V130H112V128ZM115 127H119V128H117V130H116V128ZM137 127V128H136ZM154 130V132L156 133H158V134H155L154 132H153V130L151 129V128ZM156 127H158V131H157V128ZM79 128V129H78ZM94 128H95V130H94ZM99 130H98V129ZM102 128V129H101ZM125 128V129H124ZM170 128V127H169ZM181 128V129H182ZM195 127H193L192 129H194ZM121 129V131H119V130ZM147 129V130H146ZM148 129L150 130V131H148ZM180 129V128H179ZM191 129V130H192ZM98 130V131H97ZM112 130V131H111ZM116 131V133H115V131ZM126 130V131H125ZM133 130H134V128H133ZM164 130H167L165 133H163V131ZM199 129L197 128V130L196 131H198ZM85 131H87L86 133H85ZM89 131H90V133H89ZM93 131V132H92ZM96 131H97V134H96ZM121 132L123 135H124V137H122V134L121 133H119V132ZM145 131V132H144ZM172 131V130H171ZM186 131H184L183 133H185ZM76 132V133H77ZM133 132V131H132ZM141 132V133H140ZM144 132V133H143ZM147 132H149V133H147ZM151 132V133H150ZM161 132V131H160ZM173 132V131H172ZM177 133L179 132V131H176ZM193 132H195L194 130H193ZM204 132H205V130H204ZM203 132V135H204V138H206L205 137V135L207 136V134H206V132L204 133ZM91 133H93V134H91ZM102 133V134H101ZM119 133V135H117ZM155 135V136H153V134ZM169 133H171V134H169ZM187 133V132H186ZM200 133V132H199ZM87 134V135H86ZM89 134H91V135H89ZM95 134H96V136H95ZM114 134H116V135H114ZM131 134V133H130ZM151 134V137L149 136ZM159 134H161V136H157V135H159ZM164 134V135H163ZM168 136H167V135ZM188 134V133H187ZM186 134V135H187ZM202 134V133H201ZM211 134V133H210ZM81 135H82V137H81ZM163 135V136H162ZM173 135H174V133H173ZM87 136V137H86ZM92 136H93V138H92ZM102 136V137H101ZM116 136V137H115ZM121 136V137H120ZM153 136V137H152ZM167 136V137H166ZM198 136H199V134H198ZM201 136V139L199 138V142H200V140H206V139H202L203 138V136L202 135H200ZM208 136H209V134H208ZM96 137H97V139H96ZM156 139H155V138ZM159 138V140H161V142H159V140H157L158 138ZM169 137H171V139H168ZM90 138V139H89ZM100 138V139H99ZM114 138V139H113ZM126 138H128V139H126ZM144 138H147V139H144ZM151 138V139H150ZM162 138H164V139H162ZM77 139H79V138H77ZM104 139V140H103ZM119 139V140H118ZM123 139V140H122ZM131 139V140H130ZM166 139L167 140H169V141H167L166 142ZM171 140H173V141H171ZM178 140V141H177ZM83 141V142H82ZM89 143H88V142ZM106 143H105V142ZM157 141V142H156ZM164 141V142H163ZM86 142V143H85ZM116 142V143H115ZM118 142H121V143H118ZM125 142V143H124ZM150 142V143H149ZM159 142V145L157 144ZM163 142V143H162ZM179 142H180V144H179ZM198 142V143H199ZM82 143V144H81ZM113 143V144H112ZM149 143V144H148ZM153 143H155V144H153ZM182 143V144H181ZM190 143V144H189ZM82 145V147H81V145ZM122 144V145H121ZM124 144V145H123ZM152 144V145H151ZM168 144V145H167ZM184 144H186V146H187V144L188 145H190V146H187L188 148L190 147V151H187V150H189ZM72 145H73V147L75 148H73L72 147ZM97 147H96V146ZM116 145V146H115ZM148 145H149V147H148ZM151 145V146H150ZM155 145V146H154ZM157 145L160 147H157ZM163 145V146H162ZM194 145V146H193ZM196 145H197V147H196ZM199 145V146H198ZM95 148H94V147ZM100 146V147H99ZM102 146V147H101ZM111 146V147H110ZM119 146H123V148H119ZM155 147V148H153V147ZM181 146V147H180ZM107 147V148H106ZM118 147V148H117ZM157 147V148H156ZM179 147V150L183 153V156H184V154H185V156L182 158V153L179 151V150H177V148ZM184 147H185V149H184ZM193 147V148H192ZM201 147V148H200ZM65 148H67L66 150H65ZM77 148H80V149H78V151H77ZM99 148L101 149V151L99 150ZM102 148H103V150H102ZM152 148V149H151ZM174 148V149H173ZM175 148H176V150H175ZM180 148H183V149H180ZM187 148V149H186ZM196 148V149H195ZM70 149V150H71ZM96 149V150H95ZM105 149H107V151L105 150ZM121 151V153H120V151ZM122 149H123V151H122ZM149 149V150H148ZM153 149H155V151L153 150ZM192 149H194V151H192ZM200 149V150H199ZM93 150V151H92ZM96 152H95V151ZM153 150V151H152ZM159 150V151H158ZM184 150V151H183ZM63 151V152H64ZM104 151H106V153L108 154H106ZM180 153H179V152ZM203 151V150H202ZM201 151V152H202ZM101 152V153H100ZM151 154H150V153ZM153 152H155V153H153ZM176 152V153H175ZM191 152H193V154H189L188 155V153H191ZM195 152V153H194ZM78 153V154H77ZM98 153V154H97ZM102 153H104V154H102ZM125 153V154H124ZM175 153V154H174ZM179 153V157H178V154ZM76 154V155H75ZM100 154H102V155H100ZM135 154V155H134ZM141 154V155H140ZM150 154V155H149ZM156 154V155H155ZM163 154V155H162ZM194 154H196L195 156H194ZM97 155V156H96ZM100 155V156H99ZM139 155V156H138ZM160 155V156H159ZM188 155V156H187ZM192 155V156H191ZM87 156V157H86ZM96 156V157H95ZM102 157L103 156V158H107V157H109L108 158V160H110V162L113 164V166H114V163L115 164H121L122 163V161H123V163L121 164V167H123V172L124 173H126L127 172V174H125V176H127V179H126V177H124L123 178V180L124 179H126V181L125 182H127V180L128 179H130V177H132L133 178V182H132V179H130V182H132V185L129 187V189H131V191H128V190H126V192H129V193H133V191H135V193H133V194H130V195H128V196H126L127 194L124 192V194L125 195H121V194H119V196L120 197H122V196H126V197H122L123 199H124V203L121 201V200H123L122 198H116V196H118V195H116L115 196V194H111V192L112 191H110V190H112V189H108V187L105 189V186H107V185H103L104 186V188H103V186L102 187H99V186H101V184H100V181H104V180H107V179H109V180H112V177H111V174L110 173H114V171H115V168H116V166L117 167H119V165L117 164L115 167H111L114 171L112 172L111 171V168H110V170L109 171H111L110 173H109V171H108V169L106 170L105 169V167L103 166V165H101V164H99V159L100 158H97V157ZM104 156H106V157H104ZM159 156V157H158ZM162 156V157H161ZM79 157H80V159H79ZM86 157V158H85ZM112 157V158H111ZM154 157V158H153ZM177 157H178V159H177ZM193 157V158H192ZM195 157V158H194ZM202 157V156H201ZM262 158H263V156H261ZM259 158L258 160V162L260 163V165H263L262 163L264 162V159H263V161H262V158ZM78 158V159H77ZM157 158V159H156ZM159 158H161V159H159ZM173 158H175V159H173ZM187 158H189V160H186ZM197 158V159H196ZM70 159V158H69ZM75 161H74V160ZM85 159V160H84ZM115 161H114V160ZM145 159H148L147 161L145 160ZM150 159V160H149ZM156 159V160H155ZM180 159V160H179ZM182 159V160H181ZM91 160V161H90ZM101 160H102V158H101ZM107 160V159H106ZM106 160H103V161H105L106 162ZM144 160H145V162H144ZM155 160V161H154ZM191 160V161H190ZM116 161H117V163H116ZM140 161H141V163H140ZM179 161V162H178ZM184 161V162H183ZM187 161H189V162H187ZM194 161V162H195ZM81 162V163H82ZM109 161H107V163H108ZM138 164H137V163ZM151 162V163H150ZM184 165L185 163V165L183 166L181 163ZM193 162V163H194ZM262 162V163H261ZM131 163H133V164H131ZM148 165H147V164ZM179 163V165H177ZM188 163V164H187ZM190 163V164H189ZM90 164V165H89ZM101 165V167L99 166V165ZM110 164V163H109ZM124 164V165H123ZM142 164H144L143 166H142ZM151 164V165H150ZM96 165V166H95ZM138 165H141V166H138ZM150 165V166H149ZM191 165H193V168H192V166ZM90 166V167H89ZM92 166H95L94 168L92 167ZM98 166V167H97ZM148 166V167H147ZM153 166V167H152ZM156 166H158V167H156ZM177 166H179V167H177ZM181 166L183 167V169L181 168ZM191 169H189L188 167ZM93 169H92V168ZM100 167V168H99ZM126 167V168H125ZM177 167V168H176ZM187 167V168H186ZM201 166H199V170H197L198 172H200L201 171V173L203 172V174L206 172V174H207V176L210 174V172H209V170H208V168L206 167V170H208V172L207 171H205V167L203 168V167H201ZM98 168H99V170H98ZM120 168V167H119ZM139 168V169H138ZM148 168V169H147ZM169 168H171V169H169ZM180 168H181V170H180ZM122 169V168H121ZM150 169V170H149ZM194 169V170H193ZM200 169H202V170H200ZM204 169V170H203ZM101 170V171H100ZM120 170V169H119ZM158 170V171H157ZM161 170V171H160ZM182 170L184 171V175L182 174ZM256 170H258L259 171V169L258 168H256ZM84 171H85V169H84ZM89 171V172H88ZM122 171H121V173L118 175V177L121 175V177H123V175H122ZM181 171V172H180ZM205 171V172H204ZM91 172V173H90ZM116 172V171H115ZM130 172V173H129ZM157 172H158V175H157ZM174 173V175H173V173ZM190 173V175H189V173ZM193 172H195L194 173V175H192L193 174ZM245 172V173H244ZM256 172L257 171H255L254 173H255V175H256V177H257V175L259 174V172H261V171H259L258 172V174H256ZM85 173V172H84ZM89 173V174H88ZM94 173H96V174H93ZM156 173V174H155ZM162 173V174H161ZM166 173V174H165ZM177 173V174H176ZM187 173V174H186ZM192 173V174H191ZM243 173H244V175H243V177L245 176V174H247V173H249V172H247L246 173V169H243ZM254 173H253V175H254ZM98 174V175H97ZM128 174H130V176H128ZM136 174V175H135ZM185 174H186V176H185ZM113 175V174H112ZM154 175H155V177H154ZM162 175V176H161ZM165 175H167V176H165ZM173 175V176H172ZM180 177H178V176ZM182 175L184 176V177H186V179H188L189 177H190V179H188V180H186L185 179V181H184V177H183V179H182ZM239 175V174H238ZM262 175V176H261ZM264 174H263V172H262V174L260 173L259 174V178L260 177H263L264 178V176H263ZM105 178L104 180H103V178ZM156 176H159V177H157L156 178ZM189 176V177H188ZM206 176V177H207ZM240 176H242L241 175V173H240ZM58 177H59V179L60 180H58ZM111 177V178H110ZM121 177H119V178H121ZM129 177V178H128ZM146 177H147V179H146ZM169 177V178H168ZM172 177V178H171ZM176 179H175V178ZM195 177V176H194ZM209 177V176H208ZM257 177V178H258ZM99 178V179H98ZM114 178V177H113ZM240 178H242V177H240ZM67 179V180H66ZM102 179V180H101ZM154 179H156L157 180V183H156V180H154ZM160 179H161V182H160V184H159V181H160ZM179 181H178V180ZM193 179V180H192ZM206 179H208V178H206ZM93 180H94V182H95V184H94V182H93ZM98 180H100V181H98ZM108 180V181H109ZM169 180V181H168ZM176 182H175V181ZM183 180V182L182 183H180L181 181ZM190 180V181H189ZM70 181V182H69ZM107 181V182H108ZM113 182L115 181V179L114 180H112ZM112 181H109V183L110 182H112ZM136 181V182H135ZM144 181V182H143ZM148 181V182H147ZM155 181V182H154ZM174 181V182H173ZM194 183H192V182ZM207 181V180H206ZM125 182H124V185L127 187H123L124 189H128V185H126V184H131V183H129V180H128V182L125 184ZM154 182V183H153ZM185 182V183H184ZM93 183V184H92ZM99 183V184H98ZM133 183H134V185H133ZM149 185H148V184ZM152 183V184H151ZM178 185H177V184ZM57 184V185H56ZM59 184V185H58ZM66 184V185H65ZM86 184H87V186H86ZM135 184H137V185H135ZM139 184L141 185L140 187H139ZM156 184V185H155ZM177 186H176V185ZM183 184V185H182ZM186 184V185H185ZM189 184V185H188ZM193 184V185H192ZM74 187H73V186ZM94 185V186H93ZM96 185V186H95ZM123 185V186H124ZM144 185V189L142 188V186ZM146 185V186H145ZM149 186V188H148V186ZM151 185L153 186V187H151ZM163 185V186H162ZM180 185L182 186V187H180ZM185 185V186H184ZM190 185H192L191 187H188V186H190ZM204 185H206V184H204ZM60 186V187H59ZM65 186H67V187H65ZM136 186H137V188H136ZM176 186V187H175ZM187 186V187H186ZM57 187V188H56ZM93 187V188H92ZM97 187V188H96ZM134 187V188H133ZM139 187V188H138ZM160 187V188H159ZM164 187H166L167 189H165ZM179 187H180V189H179ZM196 187V186H195ZM56 188V189H55ZM71 188V189H70ZM76 189V194L75 193H73L74 191H75V189ZM92 188V189H91ZM95 188V189H94ZM98 188H100V191H98L97 189ZM111 188V187H110ZM147 188V189H146ZM156 188V189H157ZM189 188H191V189H189ZM59 189V190H58ZM91 189V190H90ZM103 189V191L101 192V190ZM141 189V190H140ZM155 189V190H156ZM157 189V190H158ZM161 189V190H162ZM194 189V188H193ZM192 189V190H193ZM196 189V188H195ZM80 190V191H81ZM110 192H109V191ZM154 190V189H153ZM178 190V191H177ZM183 190V189H182ZM208 190V189H207ZM57 191V192H56ZM65 191V192H64ZM73 191V192H72ZM81 191V192H82ZM107 191V192H106ZM113 191H114V189H113ZM160 191V190H159ZM169 193H168V192ZM202 191V192H201ZM200 192H201V194H203L205 191H206V188H205V190L203 191V189L201 190ZM53 192V193H52ZM97 192H98V194H97ZM183 192V191H182ZM182 192H181V194H182ZM192 192H195V191H192ZM196 192H197V194L199 195L200 193L196 190ZM96 193V194H95ZM99 193H101L103 196H101V194H99ZM104 193V194H103ZM109 193V194H108ZM179 193V194H178ZM207 193V192H206ZM94 194V195H93ZM107 194V195H106ZM111 194V195H110ZM178 194V195H177ZM194 194V193H193ZM196 193H195V195H197ZM205 194V193H204ZM47 194L45 193L44 194V196H46ZM65 195V196H64ZM96 195V196H95ZM110 195V196H109ZM113 195V196H112ZM132 195V196H131ZM166 195V196H167ZM173 195H175V196H173ZM180 195V196H179ZM195 195H193V196H195ZM47 196V197H48ZM64 196V197H63ZM79 196V197H78ZM84 198H83V197ZM95 196V197H94ZM132 198H131V197ZM55 197V198H54ZM68 197V198H67ZM71 197V198H70ZM78 197V198H77ZM81 197V198H80ZM100 197V198H99ZM110 197V198H109ZM114 197V198H113ZM128 197V198H127ZM134 197V198H133ZM176 197V198H175ZM121 199V200H119V201H121L122 203H123V205L124 204H126V203H129V206L128 205H125V206H120V202L117 200L116 201V199ZM127 198V199H126ZM81 199V200H80ZM113 199H115V200H113ZM132 199H133V201H132ZM166 199H161V198H158V202H160L161 204H163L162 206H165V203H163V201H166ZM171 199V200H172ZM173 199V201H175ZM181 199H179V200H181ZM52 200V201H51ZM85 202H84V201ZM51 201V202H50ZM116 202V203H118V204H116V203H114V202ZM130 201V202H129ZM133 203H132V202ZM162 201V202H161ZM73 202H75V203H73ZM111 202V203H110ZM114 204H113V203ZM184 202V204H182V205H184L183 206V208L185 209V210H187L189 207H190V209L192 208V209H195V206H197L196 205V202L195 201H192L191 199L190 200H182L181 201V203H183ZM193 202V203H192ZM82 203V204H81ZM105 205H104V204ZM121 203V204H122ZM136 203V202H135ZM159 203V204H160ZM194 203H195V205H194ZM50 204H52L51 206L53 207V208H50L51 206H50ZM66 204V205H65ZM67 204H69V205H67ZM113 204V205H112ZM235 203L233 202V201H231V203L228 201V202H226L225 203V205H228V206H233ZM49 205V210L50 209H52V210H48V208L46 209L45 208V206L47 207ZM112 205V206H111ZM115 205H116V207H115ZM119 205V206H118ZM126 206H128L126 209H124ZM192 206V207H191ZM193 206H194V208H193ZM115 207V208H114ZM118 207H124L123 208V210H126L125 212V215H124V212H123V214L121 215V212L123 211L121 208V210L122 211H119L120 209H118ZM166 207V206H165ZM186 207H188V208H186ZM58 208V209H57ZM63 209V210H62ZM115 209H116V211H115ZM55 210V211H54ZM65 210V211H64ZM119 211V214L122 216V217H120V218H118L116 215L118 214V213H116V212H118ZM189 210V209H188ZM47 211V212H46ZM49 211V212H48ZM70 211V212H69ZM39 212V213H38ZM46 212V213H45ZM51 212H53V213H51ZM76 212H77V214H76ZM112 212H114V213H112ZM54 213H57V214H54ZM128 213V214H127ZM41 214V215H40ZM46 214V215H45ZM73 216H72V215ZM169 214H171V217H169V218H171V219H169L168 217V219L166 218V222H167V220L169 221V222H171V223H169V222H167L166 223V225L168 226V229L169 230H172V232L175 230L176 232H178L177 231V226L180 224H182V221H186V220H183L182 218H181V222H180V216H179V214L178 213H173V212H169L168 213V215ZM178 214V215H177ZM20 215V214H19ZM53 215V216H52ZM64 215V216H63ZM80 215V216H79ZM194 215H196V217H195V220L198 218V219H200V220H204V219H206V217L205 218H203V216H197V214H194ZM47 216V217H46ZM49 216V217H48ZM51 216V217H50ZM62 216V217H61ZM119 216V215H118ZM125 216V217H124ZM176 216V217H175ZM21 217V218H20ZM42 217V218H41ZM64 217V218H63ZM66 217V218H65ZM68 217V218H67ZM74 217V218H73ZM178 217V218H177ZM202 217V218H201ZM75 218H76V220H75ZM122 218V219H121ZM124 218V219H123ZM22 219V220H21ZM38 219V220H37ZM81 219H82V221H81ZM85 219H87V220H85ZM115 219V220H114ZM130 219V220H129ZM177 219L179 220V221H177ZM40 220H41V222H40ZM44 220V221H43ZM74 220H75V223H74ZM77 220H79L78 222H76ZM189 220V219H188ZM38 221L41 223H38ZM81 221V222H80ZM118 221L120 222V223H118ZM175 221L176 222H180L178 225H177V223H176V225L177 226H175ZM191 221V220H190ZM197 221V220H196ZM24 224H23V223ZM114 222H117V223H114ZM183 222V223H184ZM187 222V221H186ZM185 222V223H186ZM198 222V221H197ZM34 223H32V224H34ZM52 223V224H51ZM57 223H59V224H57ZM81 223V224H80ZM88 223V224H87ZM123 223H125V224H123ZM164 223V222H163ZM162 223V224H163ZM174 223V224H173ZM36 224H35V226H36ZM73 224V225H72ZM122 225V226H117L116 227V225ZM132 224L134 225H136L135 227L133 226V227H131L132 226ZM147 224H148V226H149V223L147 222ZM147 224H146V226H145V224H144V227H146L147 228ZM23 227H22V226ZM26 225V226H27ZM52 227H51V226ZM82 225V226H81ZM114 225H115V227H114ZM152 225V224H151ZM164 225V224H163ZM163 225H162V228H163V230H164V227H163ZM166 225H164L165 226V230L167 231L168 229H166L167 228V226ZM169 225H171V226H169ZM80 226V227H79ZM124 226H125V228H126V230L125 229H121V227H123L124 228ZM128 226H129V228H128ZM175 226V227H174ZM37 227V226H36ZM64 227V228H63ZM113 227V228H112ZM138 227V228H137ZM150 227V226H149ZM22 228V229H21ZM44 228V227H43ZM83 228V229H82ZM114 228H115V230H116V228H117V230L115 231V232H113L114 231ZM118 228H120V229H118ZM130 228H132V229H130ZM137 228V229H136ZM151 228H152V226H151ZM160 229H158V230H162V228H161V226L159 227ZM19 229V230H18ZM22 231H21V230ZM56 229V230H55ZM81 229V230H80ZM157 229V228H156ZM174 229V230H173ZM41 230H43V229H41ZM73 230V231H72ZM75 230V231H74ZM113 230V231H112ZM120 230V231H119ZM129 230V231H128ZM133 230V231H132ZM149 229H147V231H146V233L147 232H149L150 233V235H151V229L148 231ZM162 230V231H163ZM168 230V231H169ZM21 231V232H20ZM122 231V232H121ZM128 233V235L126 234V232ZM142 231H144V229H142ZM162 231H159V232H162ZM166 231H164V232H166ZM167 231V232H168ZM174 231V232H175ZM182 231V230H181ZM180 231V232H181ZM118 232V233H117ZM120 232V233H119ZM132 232V233H131ZM135 232V233H134ZM156 232V234L158 235V231H155ZM155 232H154V234H155ZM164 232L161 234L160 233V235H158L159 237L161 236V235H163L164 234ZM169 232H171V231H169ZM200 232V230H196V232H194V233H192V234H194V236H196L197 235V233H199ZM19 233V234H18ZM130 233V234H129ZM136 233H137V235H136ZM146 233H144L145 235H146ZM195 233H196V235H195ZM201 233V232H200ZM71 234V235H70ZM74 234H75V236H76V238H77V235H79V237H78V239L80 238V236H81V238L84 240H82V239H80V240H82V242H85L86 240V242H85V244L84 243H82L83 244V247H82V245H80L81 247H79V249L78 250H80L81 251V249H83L82 251H81V253H79V252H77V254H76V252H75V247L76 248H78L76 245H74V244H71V242H70V238L72 239V240H74ZM117 234V235H116ZM121 234H123L122 236H124V238L122 237V239H124V243H122L121 242V244H124V245H121L119 248H116L117 246L116 245H114V243L116 242H119V241H121L120 240V235ZM140 234V235H139ZM143 234V235H144ZM55 235V236H54ZM126 235V236H125ZM149 235V234H148ZM153 235V234H152ZM156 235V236H157ZM70 236V237H69ZM120 238H119V237ZM134 236V237H133ZM199 236H200V234H199ZM51 237V238H50ZM125 237H126V239H125ZM40 238V237H39ZM52 238H54V239H52ZM63 238H68L69 240L65 243V241L67 240V239H63ZM76 238H75V240H76ZM85 238V239H84ZM88 238V239H87ZM115 238H116V240H115ZM119 238V239H118ZM196 238H198V237H196ZM57 239V240H56ZM63 239V240H62ZM102 239H103V241H107V243H104V242H102ZM111 239V240H110ZM56 240V241H55ZM58 240H60V242H61V240L63 241L62 242V244L63 243H65V244H67V243H69L70 242V244H67L68 246H64L65 244H63V246H62V244H60L63 248H61L60 246L58 247V245L57 244H59L60 242L58 241ZM196 240V239H195ZM197 240H199V239H197ZM90 241V242H89ZM97 241V242H96ZM109 241H111V243H112V245H114L113 247H112V245H111V243L109 242ZM114 243H113V242ZM129 241V240H128ZM127 241V242H128ZM57 242H59V243H57ZM102 242V243H101ZM108 242L110 243L109 245H108ZM194 242H195V244H194ZM52 243V244H51ZM53 243H54V245H53ZM99 243H101V245L99 244ZM193 244H192V246H190L189 248H190V253L192 252V254L195 252V250L194 249H192L193 247L195 248V249H197V248H200V247H205L204 245H202L201 244V242L199 241L198 243H196V241H194L193 240V242H192ZM51 245V246H50ZM56 245V246H55ZM69 245H70V248H69ZM71 245H74V247L73 246H71ZM87 245V246H86ZM19 247H17L15 250L16 251H14V253H15V255L16 254H19L20 256L22 255L21 253L23 252H19L18 253V251H17V249L18 248H20V250L22 249V247L23 246H21V245H18ZM53 246V247H52ZM85 246V247H84ZM122 246H125L124 248L122 247ZM56 247V248H55ZM72 247V248H71ZM87 247V248H86ZM94 247V248H93ZM105 247H106V249H105ZM111 247V248H110ZM122 247V248H121ZM60 248H61V250H60ZM90 248V249H89ZM108 248V249H107ZM114 248H115V250H114ZM26 249V248H25ZM25 249H23L24 251H26V252H28L27 250H25ZM42 249V251H40ZM52 249V250H51ZM53 249H54V251H53ZM71 250L70 252H73L74 251V253H75V255H74V253L72 254V253H70L69 252V250ZM84 249H86V251H84ZM89 249V250H88ZM94 249V250H93ZM104 249H105V252L106 253H104ZM203 249V251H205L204 250V248H201V249H199V251H201ZM64 250V251H63ZM68 250V251H67ZM96 250V251H95ZM110 250V251H109ZM112 250V251H111ZM194 250V251H193ZM51 251V252H50ZM91 251V252H90ZM118 251V252H119ZM198 251V250H197ZM17 252V253H16ZM70 254H68V253ZM237 252V254L240 252H238V251H236ZM235 252V253H236ZM82 253H83V255H82ZM85 253V254H84ZM97 253H99L98 251H97ZM96 253V254H97ZM218 253H220V252H218ZM224 253V252H223ZM222 252L220 253V254H223ZM234 253V254H235ZM25 255H29L30 253H24ZM38 254V255H37ZM219 254V255H220ZM225 254V253H224ZM258 254V253H257ZM17 256L16 255V257L17 258H19L20 259V256ZM40 255V256H39ZM48 255V256H47ZM55 255V256H54ZM71 255H74V256H71ZM121 255H123V254H121ZM121 255H119V256H121ZM260 254H258V257H257V259H256V256L255 257H250V258H239V260H235V264H264V261L261 259V257L259 256ZM1 256H4V257H9V253L5 250H3L2 251V249H0V257ZM78 256V257H77ZM80 256V257H79ZM49 257H51V258H49ZM71 257H75V259H72ZM54 258V259H53ZM61 258V259H60ZM68 258H70V259H72L71 261L68 259ZM13 259V261L15 260L14 258H12ZM19 259H18V261H16V263L17 264H22L21 262H19ZM41 259V258H40ZM65 259H67V260H65ZM77 259V260H76ZM83 259H86V258H83ZM64 260V261H63ZM69 260V261H68ZM240 260H241V262H240ZM261 260V261H260ZM54 261V262H53ZM67 261V262H66ZM83 261V260H82ZM122 260H120L119 262H121ZM263 261V262H262ZM15 262V261H14ZM64 262V263H63ZM84 262H87L86 260H84ZM118 262V261H117ZM43 264V263H42ZM44 264H50V262H45Z\"/></svg>", "mask_w": 264, "mask_h": 264}, {"label": "flooded vegetation", "instance_id": "flooded-vegetation-1", "mask_svg": "<svg viewBox=\"0 0 264 264\" xmlns=\"http://www.w3.org/2000/svg\"><path fill=\"white\" fill-rule=\"evenodd\" d=\"M79 47H81L82 46V44L80 45H78ZM64 48H67V46H64ZM69 55H70V53H69ZM47 56V55H46ZM62 57H56V58H54V59H52V61L53 62H56L57 60L59 61L60 59H61ZM51 61V62H52ZM61 64H63V61H61V62H56V65L58 66L59 65V68H60V65ZM62 69L64 70V71H66V66H63L62 67ZM58 71H59V69H57ZM60 72V71H59ZM80 74H81V71H78ZM58 74H60V73H58ZM60 75H64V74H60Z\"/></svg>", "mask_w": 264, "mask_h": 264}]
</instances>
